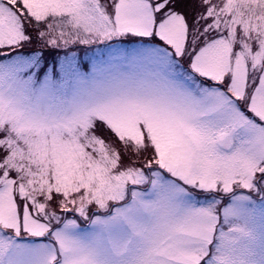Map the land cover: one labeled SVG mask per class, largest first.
<instances>
[{
  "label": "snow or ice",
  "instance_id": "6c2138e0",
  "mask_svg": "<svg viewBox=\"0 0 264 264\" xmlns=\"http://www.w3.org/2000/svg\"><path fill=\"white\" fill-rule=\"evenodd\" d=\"M0 264H264V0H0Z\"/></svg>",
  "mask_w": 264,
  "mask_h": 264
}]
</instances>
